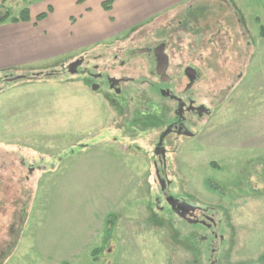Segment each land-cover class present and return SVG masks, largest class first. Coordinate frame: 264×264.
<instances>
[{"label":"rangeland","instance_id":"374dc122","mask_svg":"<svg viewBox=\"0 0 264 264\" xmlns=\"http://www.w3.org/2000/svg\"><path fill=\"white\" fill-rule=\"evenodd\" d=\"M34 1L0 0V13L11 21ZM236 4L239 11L220 0L181 6L82 55L92 64L137 61L132 50L167 35L181 52L174 62L198 68L192 92L203 93L212 115L195 139L168 149L167 194L205 208L214 226L188 224L165 207L152 146L130 142L116 110L73 81L79 74L0 76V264H264V0ZM24 86L50 89L40 114L12 104ZM23 109L28 115H18Z\"/></svg>","mask_w":264,"mask_h":264},{"label":"flooded vegetation","instance_id":"af4514ba","mask_svg":"<svg viewBox=\"0 0 264 264\" xmlns=\"http://www.w3.org/2000/svg\"><path fill=\"white\" fill-rule=\"evenodd\" d=\"M239 21L241 22V19ZM179 25L181 26L182 23ZM189 47L195 49L198 46L192 44V46L188 45ZM196 52L197 50H190L188 53ZM126 53L127 51L124 50L123 55ZM180 53L179 50L171 49V38H167L165 35L163 41H153L149 46L132 50L130 52L132 56H142V59L137 61L122 60L116 63L118 65L111 61L92 64L79 57L63 70L79 74L80 78L73 81L116 110V118L119 117L123 123L119 130L125 123L127 136H132L130 142L137 144L141 142L152 146L150 156L154 169L153 183L158 185L159 192L163 195L166 204L165 207L167 208L168 205L172 214L188 224L210 229L214 226V222L212 218L205 215L207 212L205 208L196 206L189 199L172 200L167 194L169 185L166 171L168 149L173 145L180 146L179 142L182 143L183 140L195 139L200 122L205 116L212 115L210 108L204 104L203 93L192 92L201 78L198 68L194 66V63L186 61L179 64L172 59L174 55L178 54L179 56ZM162 55L165 57L164 64H166L163 74H161L162 69L158 67L159 57ZM79 61H81L79 65L70 66ZM93 61H99L98 57H94ZM171 65H175V76L172 75ZM188 69L195 72L187 73ZM189 77L193 79L192 83H190ZM174 83L178 85L177 91L173 89ZM129 85L133 86V100L137 107L132 113H129L125 108L128 104ZM194 128L195 131H193ZM19 167L25 169L28 175H32L35 170L30 163L24 161L19 162ZM14 218L18 220V225L16 230L10 233L14 236L12 244L16 245L26 218V211L23 209L20 215ZM213 238L217 239V236L214 234ZM222 239V237L219 238L221 241ZM12 249L9 250V255L12 254ZM211 262L216 264L218 261L212 258Z\"/></svg>","mask_w":264,"mask_h":264},{"label":"crops","instance_id":"0c3cea01","mask_svg":"<svg viewBox=\"0 0 264 264\" xmlns=\"http://www.w3.org/2000/svg\"><path fill=\"white\" fill-rule=\"evenodd\" d=\"M200 1L114 0L110 10L104 11L100 0H35L27 7L28 21L0 24V76L15 77L23 72L39 71L46 73L44 78L55 79L58 71L82 57L92 46ZM220 1L238 6L236 0ZM41 14L44 18L37 21ZM48 90L17 88L13 95L18 99L12 104L17 101L23 107L29 104L40 114L46 99L43 95ZM23 110L18 115H28L26 109Z\"/></svg>","mask_w":264,"mask_h":264},{"label":"trees","instance_id":"16d2710c","mask_svg":"<svg viewBox=\"0 0 264 264\" xmlns=\"http://www.w3.org/2000/svg\"><path fill=\"white\" fill-rule=\"evenodd\" d=\"M100 1H101L102 9L104 11H109L114 0H100ZM10 16L11 15H10V13L8 11L4 12L3 14L0 13V24L6 22L10 18ZM44 16H45L44 14H41V15H39L36 18V20L39 21V20L43 19ZM28 19H29V12H28V9L25 8L19 13L17 18H11L10 20L13 23H17V22H20V21H22V22L28 21ZM105 225H106V228L111 225L110 217L107 218V221H106ZM108 232H109V229L107 228L106 229V233H108Z\"/></svg>","mask_w":264,"mask_h":264},{"label":"water","instance_id":"95a60500","mask_svg":"<svg viewBox=\"0 0 264 264\" xmlns=\"http://www.w3.org/2000/svg\"><path fill=\"white\" fill-rule=\"evenodd\" d=\"M165 60V57H164V55H162V57H159V68H161L162 69V73L161 74H163L164 72H165V67H166V64H164V61ZM81 63V61H79V62H75V63H73L72 65H70V66H72V67H75V66H77V65H79ZM188 72H191V73H193V72H195L194 70H191V69H188L187 70V73ZM189 80H190V83H192L193 82V79L191 78V77H189ZM173 200V199H172Z\"/></svg>","mask_w":264,"mask_h":264}]
</instances>
